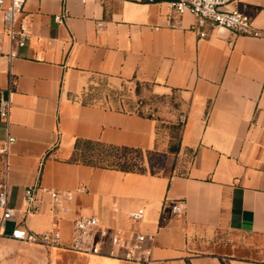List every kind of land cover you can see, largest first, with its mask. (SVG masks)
Segmentation results:
<instances>
[{
  "label": "crops",
  "instance_id": "0c3cea01",
  "mask_svg": "<svg viewBox=\"0 0 264 264\" xmlns=\"http://www.w3.org/2000/svg\"><path fill=\"white\" fill-rule=\"evenodd\" d=\"M64 7L70 16L58 23ZM228 9L248 14L260 35L218 32L191 15L171 24L162 3L27 1L30 37L10 67L0 62V99L11 101L8 119H0V144L14 139L8 156L0 154V184L8 185L15 210L0 227V264H142L113 257L109 244L102 255L70 251L80 216L97 217L109 234L154 236L148 264H264V0ZM125 84L176 93V112L145 116L127 109L124 98H107ZM180 121L183 173L123 172L75 160L78 141L169 154L161 127ZM32 187L73 193L69 211L53 221L50 197L40 193L39 213H25L24 192ZM176 203L184 205L181 213H172ZM139 209L144 219L132 221ZM18 225L37 234L57 228L61 242L14 240ZM214 231L258 244L205 235Z\"/></svg>",
  "mask_w": 264,
  "mask_h": 264
},
{
  "label": "built area",
  "instance_id": "2783aa9c",
  "mask_svg": "<svg viewBox=\"0 0 264 264\" xmlns=\"http://www.w3.org/2000/svg\"><path fill=\"white\" fill-rule=\"evenodd\" d=\"M28 0H0V62L5 61L10 67L19 56V50L26 45L30 37V22L25 14V5ZM146 3H162L169 8L167 19L174 24L185 15L194 17L199 26L208 25L218 32L229 31L235 35L259 36L254 30L252 18L240 11L229 10V6L243 3L244 0H140ZM86 0H81L85 3ZM70 16L64 7L60 14L55 15L58 23H64ZM102 26L101 23L98 24ZM207 33L200 32V37L205 38ZM8 49L4 51V47ZM12 82V80H11ZM11 108L10 100L0 99V119L7 120ZM13 138H8L4 145L0 144V154L8 156V145L13 143ZM50 197V216L53 221H58L69 211L68 204L73 200V193L56 191L42 187L28 188L24 192V212L37 214L43 202L42 195ZM184 209L182 203L172 206V213L178 214ZM145 212L139 209L130 213V219L142 222ZM15 210L9 203V187L0 184V227L14 219ZM14 240L57 247L61 242V234L57 228L42 234L28 231L18 225L11 232ZM106 240L108 242H106ZM154 236L132 231L129 234L121 230H114L109 234L107 230L100 229V221L95 216H80L72 223L71 239L68 249L83 255H102L106 244L111 247L110 254L118 259L128 262L148 264L152 260V245Z\"/></svg>",
  "mask_w": 264,
  "mask_h": 264
},
{
  "label": "rangeland",
  "instance_id": "374dc122",
  "mask_svg": "<svg viewBox=\"0 0 264 264\" xmlns=\"http://www.w3.org/2000/svg\"><path fill=\"white\" fill-rule=\"evenodd\" d=\"M118 93L115 95H106L107 98L113 99L115 103H118L122 98L126 99L127 109L136 110L140 114L145 116H157L162 114L174 113L178 107V96L176 93L170 95H155L147 86L137 85H122ZM129 89V90H128ZM105 95V94H104ZM99 96V95H98ZM110 96V97H109ZM183 123L176 122V124L165 123L162 125L163 138L169 140V154H162L153 151H141V152H127L124 151H111L107 148L101 147H81L77 153V157H81V154L89 152L90 155L98 156L102 155H116L117 161H128V165L132 167L136 172L150 173V174H162V173H183L187 166V158L185 153L178 158V151L181 143ZM175 153L176 155H171ZM124 155L126 157L124 158ZM206 236L214 237L220 241L233 244H258V240L252 237L242 236L236 233H222V232H208Z\"/></svg>",
  "mask_w": 264,
  "mask_h": 264
},
{
  "label": "trees",
  "instance_id": "16d2710c",
  "mask_svg": "<svg viewBox=\"0 0 264 264\" xmlns=\"http://www.w3.org/2000/svg\"><path fill=\"white\" fill-rule=\"evenodd\" d=\"M81 147H101V148H107L111 151L122 150L125 152V154H127V152H141L140 150H136V149L105 146L101 143H94L91 141H78L75 146V150L77 151L76 153L80 151ZM75 156H76L75 160L77 162L90 165L93 167L109 168V169L120 170L123 172H136L132 167H130V165H128V161H124V162L117 161L116 159H118V157L116 155L111 154V155H108V157L107 156L103 157L102 155L93 156V155H90L89 152L87 151L81 154V157H77V154ZM125 157L126 155H124V158Z\"/></svg>",
  "mask_w": 264,
  "mask_h": 264
}]
</instances>
